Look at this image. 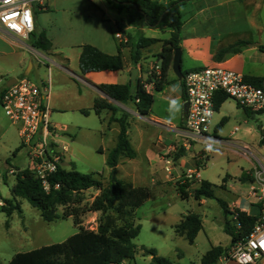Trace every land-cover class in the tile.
Here are the masks:
<instances>
[{"label":"rangeland","instance_id":"rangeland-1","mask_svg":"<svg viewBox=\"0 0 264 264\" xmlns=\"http://www.w3.org/2000/svg\"><path fill=\"white\" fill-rule=\"evenodd\" d=\"M47 1L43 0L44 4L40 6L34 3V7L45 9ZM67 5V11L60 24L57 22L60 18L59 15L52 11L48 14V28L56 36L57 41L59 34L68 33L78 28L84 30L88 25L89 17L86 9H84L82 0H68ZM46 6L49 10H52L49 7V3ZM179 13L182 21L181 36L192 32H207L213 35H221L222 37L226 36L227 39H225L229 40L235 37L236 34L246 33L241 35L242 38L255 42L260 37L264 41V0H184L179 5ZM147 34L164 38L168 36V31L154 28L148 30ZM80 37H85L84 32L80 34ZM70 42H73L72 38ZM62 46L65 48L69 59L65 65L74 74L80 75L81 73L77 66V47L69 45L67 42L63 43ZM37 50L42 54L48 55L44 50ZM25 51L27 56L35 61V54L30 49ZM254 51L256 54L253 55L259 53L257 50ZM245 54L248 64L254 63V60L257 61L254 57L252 58V52L246 51ZM145 59L141 63L142 70H140L141 73L138 76H142L143 80L147 76V71L153 65L159 63V60L154 55H149ZM9 62L5 57H1L0 70L10 66ZM207 65L213 64L209 63L204 66ZM254 66H257V63H254ZM28 67L29 63L27 60L15 77L26 76L37 83L48 79V71L45 65L40 64L39 66L42 74L39 79L37 77V65L30 73L26 74ZM74 74H71V78L74 79L75 84L71 83L63 94L66 95L68 102L65 109L61 110L58 107H54L55 100L58 101L59 99V91H55L53 76L50 88L51 111L49 121L57 129L65 125V131H61L57 137L60 146L63 143L67 145L65 160L62 165L67 169L74 167L80 172L99 173L102 180L107 182L109 180V171L106 164L107 150L115 144L119 125L113 122L108 127L100 125L98 115L90 108V97L86 98L84 96V84ZM8 76L3 72L0 73V87L5 84ZM78 88L81 89L83 94L81 97L75 96L74 98V95H77ZM153 93L154 96L160 97L157 91ZM108 99L115 103L116 111L119 115L126 114L128 122L127 134L131 145L137 151L135 158L124 159L120 162L116 176L125 180L130 179L134 173L136 177L135 184L147 186L149 189L148 197L135 209L137 222L140 224V231L133 239L138 249L133 258L129 259V264H153L150 256L139 249L142 245L154 248L159 256L165 257L171 264H200V253L207 248L210 236L212 240L219 238L217 240L221 243L227 237L222 229L223 211L221 205L216 198H207L205 203H199V200L192 195L187 198H181L175 186V182L176 184L179 182L178 179L176 181H174L175 179L166 181L163 171H156L160 176L159 181H151L150 172L153 168L146 159V148L154 144L156 137L161 135L166 144L170 143V148L165 155L171 156L175 160L174 164L177 163L178 157L176 158V153L179 149H177V143L174 140V132L163 124L178 125L182 122L183 102H172L171 104L174 107H172L171 119L158 121L149 115V111L140 117L130 112V110L135 111L132 104L128 105L129 110L125 104ZM161 102L163 101L159 98L155 100V109L162 108ZM82 109H87L88 112L85 113ZM219 112L227 118L221 133L227 136L230 129L234 125L239 124L240 129L237 134H241L242 129L248 126L252 132L242 136V140L250 145L254 142V136L259 133V124L261 123L264 127V112H255L254 116H252L251 112H245L230 97L222 103ZM217 116L218 114L215 113V118ZM157 122L163 124H158ZM19 127L18 123H13L8 118L0 105V200L2 204V200L5 199L13 202L10 187L15 181L14 173L18 169L30 165L26 147L20 146ZM100 146L104 148V153L99 150ZM193 147L194 144L189 149L191 150ZM199 147V145H196V150H193L194 152L191 154L183 149L182 154L185 155H182L180 160L194 159L195 161L203 162L209 156L201 166H197L193 162V165L190 163V166L198 169L203 179L216 185V197L222 198L227 202V200L234 199V195H245L248 190V183L239 180L240 168H246L247 166L244 157L237 154L231 147L217 146L215 143L210 149L211 152H208L205 147ZM225 175L233 177L232 180H226L229 190H224V188L219 186L221 178ZM95 190L94 188L85 190V199L91 200ZM18 200L20 208L14 209L9 216L0 210V264H6L16 252L60 242L78 231V226L71 217H59L48 222L41 217L39 210L27 199L18 198ZM2 204H0V207ZM251 210L253 214H258L259 207L253 205ZM189 212L198 213L204 221V226L202 227L204 230L202 231V228L201 231L199 230L195 244H190L184 236L176 234L172 227L173 223L179 222L181 217ZM98 216L99 214L97 218ZM97 218L89 212L86 213L83 217V226L95 229ZM208 233H210V236Z\"/></svg>","mask_w":264,"mask_h":264},{"label":"trees","instance_id":"trees-1","mask_svg":"<svg viewBox=\"0 0 264 264\" xmlns=\"http://www.w3.org/2000/svg\"><path fill=\"white\" fill-rule=\"evenodd\" d=\"M107 1L118 11L125 9L128 20L138 19L143 25L170 29L169 36L161 40L162 47L157 54L160 73L154 74L153 79L148 78L153 81V92L161 91L166 84L172 81L168 79L167 74L171 67L173 51L180 46L182 21L180 20L179 5L184 0H169L166 3L158 0ZM159 40L141 33L135 36L128 35L126 41L118 42L117 52L114 54L103 52L88 43L82 44L78 60L79 68L83 73L122 69L124 62L121 48L123 46L130 47L131 61L133 65H136L141 59V48ZM28 43L39 50H47L51 46L50 39L44 31L32 32ZM245 43V40H237L218 49L214 54V59L219 60L225 52L235 51L239 45ZM259 48L264 50L263 45H259ZM182 72L184 73L186 70H182ZM244 78L258 87H263L264 76L244 75ZM134 83L136 85L134 89L131 87L132 82L100 84L99 88L107 97L98 96L93 102V110L96 114H100L104 109L111 110L112 114L109 120L119 124L116 143L108 151L106 157V164L109 168L107 182L102 180L99 173L80 172L74 167L67 169L61 164L46 175L47 189L44 188L42 179L29 166L18 169L14 173L15 181L10 187L14 203L8 199L2 200L3 204L0 210L9 216L14 209L20 208L18 198H25L39 210L45 221H53L59 217H71L78 226V231L60 242L16 252L6 264H121L123 261L133 258L138 249L133 239L140 231L135 209L148 197L149 189L147 186H137L116 176V165L120 157L133 158L136 152L127 134L126 114L124 113L120 117L114 116L116 105L108 98L123 104L132 103L140 114H147L154 100L153 92L145 91L139 77H136ZM227 98L221 94L216 101L215 109ZM243 110L252 114L258 112L246 108ZM82 111L88 112L87 109H82ZM259 112H264V108ZM261 142H264V133H261ZM178 149L176 158L181 156L183 151L182 148ZM196 165L201 166L200 161H196ZM239 178L241 181L252 180V177L245 172H242ZM187 185L188 183L178 182L177 184L181 198L192 195L197 200L202 197L217 199L224 214L222 229L230 235V245L250 233L258 214H249L238 207H230L225 200L215 196L213 191L215 185L208 180L202 179L199 185L190 191L191 194L186 189ZM89 188L97 189L98 193L91 200H86L84 191ZM93 211L100 213L95 229L84 227L83 217L86 213ZM173 227L175 233L183 235L189 243H192L202 228V220L197 213L189 212L183 215ZM228 248L221 245L211 246L202 254V264H215ZM139 249L144 254L151 256L153 264H171L168 259L159 256L154 248L142 245Z\"/></svg>","mask_w":264,"mask_h":264},{"label":"crops","instance_id":"crops-1","mask_svg":"<svg viewBox=\"0 0 264 264\" xmlns=\"http://www.w3.org/2000/svg\"><path fill=\"white\" fill-rule=\"evenodd\" d=\"M158 1L162 3H166L169 0H158ZM67 2L68 0H48L46 4L49 3V7H51L52 10H49L46 4H45V9L43 8L39 9V8L33 7V14H34V31L33 32L38 33L40 31H44L45 35L50 39V42H51L50 48L47 50H44L48 53L47 57L50 59V61L43 62V61H40L37 57H35V61H33L31 58L27 56L25 50L28 48L24 45V43L20 39H16L13 37L11 38V37L0 34V58L5 57L7 60L11 62V63L9 62L10 66L5 67L0 70V73L3 72L9 75L5 81V84L2 87H0V92L11 82L12 78H15L16 73H18L20 69H22V66L28 60L29 67L25 73L27 74L30 73L34 69L35 65H37L38 79L40 78V75H42L41 68L39 67L40 64L45 65L47 67V71H48L47 77L50 79V81H52V76H53L55 91L56 90L59 91V99L58 101L55 100L54 107H58L61 110L65 109V107H67L68 105L67 104L68 102L66 100V95H63V94L66 92L67 87L71 83L75 84V81H73L74 79L71 78V74H74V72L71 71L65 65V63L69 61V59L65 52V48L62 45L63 43L67 42L69 45L77 47V66L81 74L80 75L74 74V75L84 84V88H83L84 96H86V98L90 97V100H91L90 108L95 113V111L93 110L94 99L98 96L107 97V95L99 88V85L103 83L132 82L130 79V71L132 67L136 66L138 68L137 75H136V77H138L139 74L141 73L140 70H142L141 63H143V61L146 60L145 57L149 55H154L157 58V54L160 52L161 47H162L161 40L169 36L170 29L169 28L160 29L157 27L143 25L140 23V20L138 19L128 20L127 12L125 9L118 11L107 0H82L84 9H86L88 13V17H89L87 28L84 30L82 28H78V29H73L71 32H68V33H61L59 34L60 36H58V41H57L56 36L52 34L48 28V24H47V20L49 17L48 14L50 11H52L55 14L59 15L60 18L57 22L58 24L62 23V20L64 19V14L68 8ZM43 10H46V11H43ZM251 24L253 23L251 22ZM154 28H157L160 30H167L168 36L161 38V37L153 36L152 34H147L148 30H152ZM117 31L122 34L124 39H127L128 35L135 36L138 33H141L144 36L155 37L160 40L149 46L141 48V59L136 65H133L131 61L130 47L123 46L121 48L123 62H124V66L122 69L87 71L84 73L81 72L79 68V61H78L79 54L81 51V45L88 43V44L94 45L95 47L99 48L103 52L114 54L117 52L118 42H122L114 36ZM83 32L85 34V37L81 38L80 34ZM244 34L246 33L236 34L235 37L229 40H226L227 39L226 36L222 37L221 35H217V34L213 35L207 32L206 33L192 32L186 35H182L181 41H180V47L182 49L181 69L187 70V69L203 66L209 63L211 64L219 63L229 69L239 71L244 75L264 76V68H263L264 50H261L259 48V45L264 46V41L261 40L260 37L255 42L249 41L247 39L242 38L241 35H244ZM71 38L73 42H70ZM237 40H245L246 43L239 45L235 51L225 52L219 60L214 59V54L217 52L218 49L225 47L229 44H232L236 42ZM254 50H257L259 53H257V55H253V54H256ZM246 51L252 52V58L254 57V59L257 60V61L254 60V63H257V66H254V63L252 62L251 64H248L249 62L247 61L246 54H245ZM167 75H168V79L172 81L166 84L161 91L157 92L158 95H160V97L154 96L153 103L149 109V115L153 117V119H156L158 121L159 120L161 121V119H164V120L171 119L172 110H173L172 107H174V105L172 106L171 104L172 102H175V101L183 102L182 80L175 76V74L171 70V67ZM139 78H140V81H143L142 76H140ZM134 82L135 81H133L131 85L132 89L136 87ZM0 83H1V79H0ZM152 91L153 89L150 92ZM82 94L83 92L81 91V89L78 88L77 95H74V98L75 96L81 97ZM157 98L163 101L161 102L162 108L160 109H155L154 107V102ZM112 103L115 105L114 102ZM222 103L220 104V106L222 105ZM48 104L50 108V94H49ZM129 104H132V103H129ZM129 104H125L127 109H129L128 107ZM220 106L217 109H215V112L212 116L213 121L211 119V129L213 130L214 135L216 137V140L214 143L217 146L231 147L234 149V151L237 154L242 155L247 163V166L246 168H243V167L240 168L239 177L242 172H245L252 177L253 170L259 167L261 164L264 165V142H261V133H262L261 128H263V125L261 123L259 124V133L257 134V136H254V142L252 143V145L242 140V136L246 134H250L252 132L251 128H249L248 126L242 129L241 134H237V131L240 129V125L236 124L233 126V128L230 129L229 134L227 136H224L221 132L223 130V124L227 120V118L220 114L219 112ZM134 109H135V106H134ZM50 111H51V108H50ZM135 111L130 110V112L140 117L142 116V114H140L136 109ZM215 113L218 114L216 118H215ZM111 114H112L111 110H108V109H104L101 111L100 114H96L98 115L100 125H102V127H105V126L108 127L112 122L115 124H118V122L116 121L109 120ZM113 115L116 117L121 116L118 114L116 110ZM152 121L155 122L154 120ZM157 123L163 124L159 122ZM163 125L167 126L166 124H163ZM61 131L62 132L65 131V125L60 127L59 129L56 128L55 140L57 141L58 146H59V141H58L59 139H57V137L60 135ZM118 132H119V128L117 130L116 140H117ZM193 144H194V147L191 150L190 149L186 150V151H189L190 154L194 152L193 150H196V145H199L200 146L199 148L204 147L200 143H193ZM62 145H65V147L67 148V145L65 143H63ZM245 145L248 146V149H242V146H245ZM111 148L107 150V153ZM169 148H170V143L166 144L164 142V138H162L161 135H158L156 137V142H154V144H151V146L146 148L147 150L146 159L150 163V166H152L153 168V170L150 172L151 181L160 180V176L157 173L158 171L164 172L163 175L166 181H172L174 179H175L174 181H176L177 179H179L184 169H188V168L195 169L190 166V163L192 164L193 162L196 164V161L194 159L181 161L180 160L181 156L185 155V154H182L181 156L177 158V161H176L177 163L171 167V171L168 172L165 169L164 157H166L165 153L168 152ZM210 149L207 151L211 152ZM99 150L101 151V153H104L103 152L104 148L102 146L99 147ZM65 151H64V156H63L61 165L63 164L65 160ZM135 152H137L136 149H135ZM208 158L209 156L205 160H207ZM124 159H131V158H128L126 156H121L116 165V172H117L118 166L120 165V162H122V160ZM204 161L203 162L200 161V163L202 164L204 163ZM177 168L178 170H176ZM199 175H200V172H199ZM200 179L201 180L203 179L201 175H200ZM227 179L232 180L233 177L225 175L221 178V182L219 184V186L224 188V190H229L228 183L226 182ZM125 180L130 181L134 185L138 186V184H135L134 182L136 180L134 173L131 175L130 179H125ZM241 182L248 183V190L246 191L245 195L243 196L234 195V199L232 198V200L230 201L227 200V203L230 207H238L246 211L249 214H253L251 210L252 206L256 205L259 207V203L257 199H255L250 194L251 179L241 181ZM175 186L177 188L176 182H175ZM215 188H216V185L213 187L214 194H215ZM97 193H98V190L96 189L94 191L93 196L96 195ZM207 198L208 197H202L199 200V203H205ZM89 213L94 215L95 218H97V215L100 214L99 211H93ZM223 220H224V214H223ZM174 224H176V222L172 224V227L174 226ZM203 224H204V221L202 220V227L204 226ZM222 226H223V222H222ZM203 230L204 228H202V231ZM199 232L197 233L194 241L190 244L196 243V238ZM208 235L210 236V233H208ZM226 235L227 237H225L226 239L223 243L217 240L219 238H216V240H212L210 236V241L207 243V248H205V250H203L200 253V257L202 256V253H204L211 246L221 245L223 247H229L230 242H231V237L227 233ZM124 262L129 264V260H125ZM234 262L233 260L224 259L221 255L215 264H236V262L235 263ZM200 264H202V262Z\"/></svg>","mask_w":264,"mask_h":264},{"label":"built area","instance_id":"built-area-1","mask_svg":"<svg viewBox=\"0 0 264 264\" xmlns=\"http://www.w3.org/2000/svg\"><path fill=\"white\" fill-rule=\"evenodd\" d=\"M34 3L43 5V0H0V34L20 39L40 61H50L47 55L38 52L28 43L34 31ZM120 41L124 39L120 32L114 35ZM160 73L159 63L153 65L141 81L145 91L153 89L154 74ZM183 102L187 110L178 125L167 127L174 132L177 149L188 150L193 143L202 144L209 150L216 140L211 129V119L215 112L218 97L224 94L234 99L237 105L250 111L264 108V88L245 80L244 74L229 69L219 63L187 69L182 75ZM51 81L37 83L26 76H16L0 93V105L13 123L19 124L22 146L29 155V167L32 168L47 189L46 175L61 164L65 145L55 140L56 127L49 121L48 104ZM138 101V99H136ZM248 149V146H242ZM243 151V150H242ZM175 160L164 157L165 169L170 172ZM179 183H188L190 192L201 181L198 169H186L178 179ZM250 194L259 203L258 218L250 233L230 245L222 257L237 264H264V165L253 170ZM0 204H2L0 200ZM235 218V217H233ZM121 264H127L122 262Z\"/></svg>","mask_w":264,"mask_h":264},{"label":"water","instance_id":"water-1","mask_svg":"<svg viewBox=\"0 0 264 264\" xmlns=\"http://www.w3.org/2000/svg\"><path fill=\"white\" fill-rule=\"evenodd\" d=\"M133 5L135 6V4H133ZM181 55H182V49H181L180 46H178L173 51V56H172V61H171V70L173 71L175 76L177 78H179V79H181L182 75H183V72H182V69H181ZM137 71H138V68L136 66L132 67V69L130 71V79H131L132 82L136 81ZM14 81H15V78H12L11 82L9 84L13 83ZM263 88H264V80H263ZM187 105H188L187 102H183L182 103L183 116L186 113ZM252 115H254V114H252ZM261 132L264 133V127L261 128Z\"/></svg>","mask_w":264,"mask_h":264}]
</instances>
